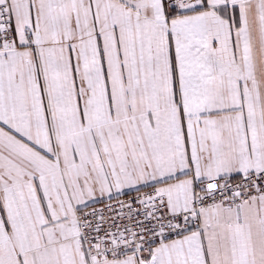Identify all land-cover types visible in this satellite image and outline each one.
Instances as JSON below:
<instances>
[{
	"label": "snow or ice",
	"instance_id": "6c2138e0",
	"mask_svg": "<svg viewBox=\"0 0 264 264\" xmlns=\"http://www.w3.org/2000/svg\"><path fill=\"white\" fill-rule=\"evenodd\" d=\"M0 264H264V0H0Z\"/></svg>",
	"mask_w": 264,
	"mask_h": 264
}]
</instances>
